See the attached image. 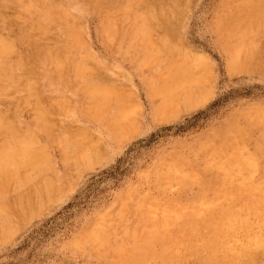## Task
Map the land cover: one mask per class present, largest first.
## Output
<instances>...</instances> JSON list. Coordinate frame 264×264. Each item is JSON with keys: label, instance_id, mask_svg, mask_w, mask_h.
<instances>
[{"label": "rangeland", "instance_id": "rangeland-1", "mask_svg": "<svg viewBox=\"0 0 264 264\" xmlns=\"http://www.w3.org/2000/svg\"><path fill=\"white\" fill-rule=\"evenodd\" d=\"M0 61V264H264V0H0Z\"/></svg>", "mask_w": 264, "mask_h": 264}, {"label": "bare ground", "instance_id": "bare-ground-1", "mask_svg": "<svg viewBox=\"0 0 264 264\" xmlns=\"http://www.w3.org/2000/svg\"><path fill=\"white\" fill-rule=\"evenodd\" d=\"M27 1V0H26ZM37 1V0H36ZM118 1V0H117ZM166 1V0H165ZM242 1V0H241ZM261 1V0H260ZM14 2V1H13ZM18 2V1H17ZM32 2V1H31ZM140 2H142V1H140ZM150 2V1H149ZM174 2V1H173ZM184 2V1H183ZM230 2V1H229ZM233 2H234V0H233ZM236 2V1H235ZM52 3V2H51ZM50 3V4H51ZM93 3V2H92ZM186 3V2H185ZM231 3V2H230ZM25 4H27V3H25ZM73 4V3H72ZM122 4V3H121ZM145 4V3H144ZM158 4V3H157ZM161 4V3H160ZM165 4V3H164ZM176 4V3H175ZM224 4V3H223ZM34 5V4H33ZM32 5V6H33ZM40 5V4H39ZM129 5V4H128ZM128 5H127V7H128ZM138 5H139V3H138ZM150 5V4H149ZM168 5V4H167ZM173 5V4H172ZM237 5H239V4H237ZM244 5V4H243ZM246 5V4H245ZM8 6H10V5H8ZM119 6V5H118ZM158 6V5H157ZM226 6V5H225ZM224 6V7H225ZM230 6V5H229ZM15 7V6H14ZM24 7V6H23ZM36 7V6H35ZM103 7V6H102ZM117 7V6H116ZM116 7H114V8H116ZM146 7V6H145ZM154 7V6H153ZM228 7V6H227ZM239 7V6H238ZM34 8V7H33ZM43 8V7H42ZM88 8V7H87ZM109 8V7H108ZM155 8V7H154ZM246 8V7H245ZM93 9V8H92ZM130 9V8H129ZM134 9V8H133ZM137 9V8H136ZM142 9V8H141ZM146 9V8H145ZM223 9V8H222ZM221 9V10H222ZM232 9V8H231ZM239 9V8H238ZM237 9V10H238ZM263 9V8H262ZM29 10V9H28ZM39 10V9H38ZM37 10V11H38ZM99 10V9H98ZM135 10V9H134ZM157 10V9H156ZM178 10V9H177ZM181 10V9H180ZM230 10V9H229ZM246 10V9H245ZM244 10V11H245ZM114 11V10H113ZM154 11V10H153ZM160 11V10H159ZM165 11V10H164ZM234 11V10H233ZM16 12V11H15ZM51 12V11H50ZM119 12V11H118ZM168 12V11H167ZM179 12V11H178ZM226 12V11H225ZM254 12V11H253ZM96 13V12H95ZM160 13V12H159ZM163 13V12H162ZM26 14V13H25ZM43 14V13H42ZM60 14V13H59ZM126 14V13H125ZM130 14V13H129ZM135 14H137V13H135ZM252 14V13H251ZM260 14V13H259ZM98 15V14H97ZM119 15V14H118ZM168 15V14H167ZM179 15H180V13H179ZM248 15V14H247ZM47 16V15H46ZM68 16V15H67ZM149 16H150V14H149ZM166 16V15H165ZM217 16V15H216ZM244 16V15H243ZM63 17V16H62ZM228 17V16H227ZM254 17V16H253ZM252 17V18H253ZM28 18V17H27ZM47 18H48V16H47ZM112 18V17H111ZM122 18V17H121ZM176 18V17H175ZM236 18V17H235ZM241 18V17H240ZM40 19V18H39ZM69 19V18H68ZM71 19V18H70ZM109 19V18H108ZM171 19V18H170ZM177 19V18H176ZM31 20V19H30ZM35 20V19H34ZM48 20V19H47ZM51 20V19H50ZM61 20H62V18H61ZM164 20V19H163ZM169 20V19H168ZM219 20V19H218ZM225 20V19H224ZM230 20V19H229ZM235 21H236V19H234ZM17 21V20H16ZM102 21V20H101ZM165 21V20H164ZM163 21V22H164ZM173 21H175V20H173ZM226 21V20H225ZM261 21V20H260ZM2 22V21H1ZM73 22V21H72ZM159 22V21H158ZM167 22V21H166ZM229 22V21H228ZM244 22V21H243ZM4 23V22H3ZM53 23H55V22H53ZM65 23V22H64ZM71 23V22H70ZM56 24V23H55ZM59 24V23H58ZM166 24V23H165ZM174 24V23H173ZM218 24V23H217ZM225 24V23H224ZM254 24V23H253ZM69 25V24H68ZM102 25H103V23H102ZM110 25V24H109ZM228 25V24H227ZM242 25V24H241ZM139 26V25H138ZM162 26V25H161ZM2 27H4V26H2ZM63 27V26H62ZM129 27V26H128ZM222 27V26H221ZM239 27H240V25H239ZM11 28V27H10ZM9 28V29H10ZM34 28V27H33ZM49 28V27H48ZM64 28V27H63ZM68 28V27H67ZM106 28V27H105ZM108 28V27H107ZM216 28H217V26H216ZM220 28V27H219ZM223 28V27H222ZM234 28V27H233ZM41 29V28H40ZM45 29V28H44ZM60 29V28H59ZM127 29V28H126ZM135 29V28H134ZM236 29H238V28H236ZM20 30V29H19ZM63 30V29H62ZM70 30H71V28H70ZM115 30V29H114ZM240 30V29H239ZM14 31V30H13ZM41 31H43V30H41ZM67 31V30H66ZM160 31H162V30H160ZM166 31V30H165ZM234 31V30H233ZM237 31V30H236ZM16 32V31H15ZM20 32V31H19ZM110 32V31H109ZM113 32V31H112ZM10 33V32H9ZM72 33V32H71ZM167 33H170V32H167ZM227 33V32H226ZM232 33V32H231ZM120 34V33H119ZM162 34H164V33H162ZM236 34V33H235ZM24 35V34H23ZM74 35V34H73ZM107 35V34H106ZM116 35V34H115ZM139 35H141L140 33H139ZM168 35V34H167ZM170 35V34H169ZM233 35V34H232ZM70 36H71V34H70ZM76 36V35H75ZM226 36V35H225ZM240 36V35H239ZM252 36H253V34H252ZM227 37V36H226ZM17 38H18V36H17ZM245 38V37H244ZM27 39V38H26ZM34 39V38H33ZM113 39V38H112ZM236 40V39H235ZM17 41H19L18 39H17ZM246 41V40H245ZM229 42V41H228ZM226 43V42H225ZM32 44V43H31ZM121 44V43H120ZM75 45V44H74ZM232 45V44H231ZM243 45V44H242ZM22 46V45H21ZM226 46V45H225ZM82 48V47H81ZM227 48V47H226ZM234 48V47H233ZM241 48V47H240ZM247 48V47H246ZM32 49V48H31ZM47 49V48H46ZM57 50V49H56ZM64 50V49H63ZM242 50V49H241ZM2 51V50H1ZM25 52V51H24ZM49 52V51H48ZM232 52V51H231ZM21 53V52H20ZM35 53V52H34ZM246 53V52H245ZM50 53H48V55H49ZM56 54V53H55ZM243 54V53H242ZM22 55V54H21ZM27 55V54H26ZM32 55V54H31ZM45 55V54H44ZM58 55V54H57ZM241 55V54H240ZM52 56V55H51ZM54 56V55H53ZM246 56V55H245ZM32 57H33V55H32ZM54 58V57H53ZM60 58V57H59ZM245 58V57H244ZM38 59V58H37ZM68 59V58H67ZM246 59V58H245ZM244 59V60H245ZM7 60V59H6ZM16 60V59H15ZM14 60V61H15ZM34 60V59H33ZM52 60V59H51ZM10 61V60H9ZM8 61V62H9ZM57 61V60H56ZM238 61V60H237ZM243 61V60H242ZM1 62V61H0ZM46 62V61H45ZM68 62V61H67ZM11 63V62H10ZM36 63V62H35ZM238 63V62H237ZM14 64V63H13ZM17 64V63H16ZM20 64H23V63H20ZM60 64V63H59ZM230 64V63H229ZM239 64V63H238ZM25 65V64H24ZM56 65V64H55ZM41 66V65H40ZM64 66V65H63ZM65 67V66H64ZM50 68V67H49ZM10 69V68H9ZM21 69V68H20ZM39 69V68H38ZM52 69V68H51ZM73 69V68H72ZM4 70V69H3ZM65 70V69H64ZM67 70V69H66ZM79 70V69H78ZM33 71V70H32ZM11 72V71H10ZM26 72V71H25ZM48 72V71H47ZM52 72V71H51ZM71 72V71H70ZM22 73V72H21ZM43 73V72H42ZM45 73V72H44ZM50 73V72H49ZM72 73V72H71ZM27 75V74H26ZM54 75V74H53ZM59 75V74H58ZM82 75V74H81ZM5 76V75H4ZM74 76H76V75H74ZM67 77V76H66ZM78 77V76H77ZM17 78V77H16ZM4 79V78H3ZM22 79V78H21ZM72 79V78H71ZM76 79V78H75ZM30 80V79H29ZM48 80H50V79H48ZM89 80V79H88ZM69 83V82H68ZM28 84V83H27ZM13 85V84H12ZM28 85H26V87H27ZM8 87H10V86H8ZM19 87V86H18ZM21 87V86H20ZM74 87V86H73ZM86 88V87H85ZM81 89V88H80ZM25 90V89H24ZM6 91V90H5ZM38 91V90H37ZM86 91V90H85ZM31 92V91H30ZM36 92V91H35ZM37 93V92H36ZM27 94V93H26ZM35 94V93H34ZM89 94V93H88ZM93 94V93H92ZM5 95V94H4ZM19 95V94H18ZM15 96H17V95H15ZM14 96V97H15ZM37 96V95H36ZM21 97V96H20ZM30 97V96H29ZM92 97V96H91ZM45 98V97H44ZM23 99V98H22ZM15 100V99H14ZM20 100V99H19ZM58 100V99H57ZM81 100V99H80ZM9 101V100H8ZM43 101V100H42ZM2 102V101H1ZM47 103V102H46ZM56 103V102H55ZM23 104V103H22ZM7 105V104H6ZM60 105V104H59ZM3 106V105H2ZM29 106V105H28ZM34 107H36V106H34ZM29 108V107H28ZM42 108V107H41ZM41 108H40V110H41ZM13 109V108H12ZM30 109V108H29ZM60 109V108H59ZM62 109V108H61ZM8 110V109H7ZM32 111V110H31ZM34 111V110H33ZM7 112V111H6ZM40 113V112H39ZM14 114V113H13ZM255 114H256V111H255ZM36 115V114H35ZM40 115V114H39ZM47 115V114H46ZM13 116V115H12ZM15 116V115H14ZM47 116H49V115H47ZM253 116V115H252ZM4 117V116H3ZM58 118V117H57ZM16 120V119H15ZM34 120V119H33ZM65 121V120H64ZM250 121H252V120H250ZM7 122V121H6ZM61 122V121H60ZM235 122V121H234ZM261 122V121H260ZM14 123V122H13ZM35 123H36V121H35ZM248 123H249V121H248ZM252 124V123H251ZM38 125V124H37ZM44 125V124H43ZM9 126V125H8ZM26 126V125H25ZM65 126V125H64ZM63 127V126H62ZM258 127V126H257ZM53 128V127H52ZM237 128V127H236ZM241 128V127H240ZM249 128V127H248ZM4 129V128H3ZM44 129V128H43ZM8 130V129H7ZM3 131V130H2ZM64 131V130H63ZM240 132V131H239ZM11 133V132H10ZM37 133V132H36ZM42 133V132H41ZM237 134V133H236ZM263 134V133H262ZM19 135V134H18ZM27 135V134H26ZM246 135V134H245ZM2 136V135H1ZM23 136V135H22ZM237 136V135H236ZM46 137H47V135H46ZM52 137V136H51ZM262 137V136H261ZM50 139V138H49ZM226 139V138H225ZM261 139V138H260ZM6 140V139H5ZM9 140V139H8ZM17 140V139H16ZM19 140V139H18ZM17 140V141H18ZM233 140V139H232ZM235 140V139H234ZM6 142V141H5ZM248 142V141H247ZM224 143H225V141H224ZM227 144V143H226ZM4 145V144H3ZM11 145V144H10ZM18 145V144H17ZM60 146V145H59ZM230 146V145H229ZM235 146H237V145H235ZM17 147V146H16ZM64 147V146H63ZM220 147V146H219ZM227 147V146H226ZM232 147V146H231ZM259 147V146H258ZM222 149V148H221ZM227 149V148H226ZM2 150V149H1ZM224 150V149H223ZM240 150V149H239ZM245 150V149H244ZM17 151V150H16ZM20 151V150H19ZM238 151V150H237ZM259 151V150H258ZM15 152V151H14ZM21 153H22V150H21ZM215 153V152H214ZM221 153H222V151H221ZM234 153V152H233ZM236 153V152H235ZM4 154V153H3ZM15 154V153H14ZM197 155V154H196ZM8 156V155H7ZM227 156V155H226ZM23 157V156H22ZM263 157V156H262ZM226 158V157H225ZM29 159V158H28ZM5 160V159H4ZM227 160V159H226ZM29 161V160H28ZM241 161V160H240ZM1 162V161H0ZM27 162V161H26ZM159 162V161H158ZM161 162H163V161H161ZM3 163V162H2ZM13 163V162H12ZM14 164V163H13ZM29 164H31V163H29ZM33 164H34V162H33ZM32 164V165H33ZM164 165V164H163ZM15 167V166H14ZM234 175V174H233ZM229 177V176H228ZM231 177V176H230ZM240 177V176H239ZM207 178V177H206ZM214 180V179H213ZM227 180V179H226ZM235 181V180H234ZM224 182V181H223ZM195 184V183H194ZM228 185V184H227ZM222 186V185H221ZM261 186V185H260ZM228 187V186H227ZM235 187V186H234ZM208 189V188H207ZM210 189V188H209ZM220 190V189H219ZM239 190V189H238ZM233 192V191H232ZM227 195V194H226ZM216 196V195H215ZM227 197V196H226ZM255 197V196H254ZM244 198V197H243ZM245 199V198H244ZM240 201V200H239ZM260 206H262V205H260ZM262 209V208H261ZM260 216V215H259ZM260 222V221H259ZM223 231V230H222ZM255 232V231H254ZM215 233V232H214ZM261 235V234H260ZM216 236V235H215ZM214 236V237H215ZM249 245V244H248ZM215 246V245H214ZM225 247V246H224ZM215 248V247H214ZM218 250V249H217ZM230 250V249H229ZM227 253V252H226ZM226 255V254H225ZM218 257V256H217Z\"/></svg>", "mask_w": 264, "mask_h": 264}]
</instances>
